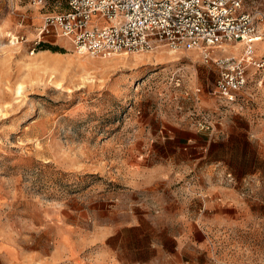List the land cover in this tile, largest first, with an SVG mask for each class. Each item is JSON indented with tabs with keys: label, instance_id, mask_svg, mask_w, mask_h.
Segmentation results:
<instances>
[{
	"label": "rangeland",
	"instance_id": "374dc122",
	"mask_svg": "<svg viewBox=\"0 0 264 264\" xmlns=\"http://www.w3.org/2000/svg\"><path fill=\"white\" fill-rule=\"evenodd\" d=\"M67 6L0 0V264H264V36L232 101L196 50L42 31Z\"/></svg>",
	"mask_w": 264,
	"mask_h": 264
},
{
	"label": "built area",
	"instance_id": "2783aa9c",
	"mask_svg": "<svg viewBox=\"0 0 264 264\" xmlns=\"http://www.w3.org/2000/svg\"><path fill=\"white\" fill-rule=\"evenodd\" d=\"M246 1L68 0L65 11L46 15L42 31L56 30L80 54L143 52L162 45L196 50L219 68L218 93L235 101L248 83L246 61L253 43L264 36V11L246 8ZM229 43H245V55L212 54Z\"/></svg>",
	"mask_w": 264,
	"mask_h": 264
},
{
	"label": "crops",
	"instance_id": "0c3cea01",
	"mask_svg": "<svg viewBox=\"0 0 264 264\" xmlns=\"http://www.w3.org/2000/svg\"><path fill=\"white\" fill-rule=\"evenodd\" d=\"M182 248H184V247H179L180 250H182ZM176 258L178 259V255L176 256Z\"/></svg>",
	"mask_w": 264,
	"mask_h": 264
},
{
	"label": "bare ground",
	"instance_id": "6f19581e",
	"mask_svg": "<svg viewBox=\"0 0 264 264\" xmlns=\"http://www.w3.org/2000/svg\"><path fill=\"white\" fill-rule=\"evenodd\" d=\"M233 47V46H232ZM230 48V47H229ZM232 50V49H231Z\"/></svg>",
	"mask_w": 264,
	"mask_h": 264
}]
</instances>
